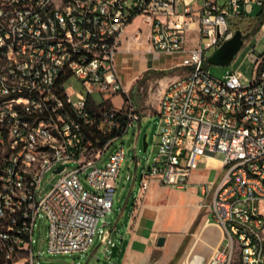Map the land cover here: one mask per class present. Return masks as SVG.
<instances>
[{
    "label": "built area",
    "instance_id": "2783aa9c",
    "mask_svg": "<svg viewBox=\"0 0 264 264\" xmlns=\"http://www.w3.org/2000/svg\"><path fill=\"white\" fill-rule=\"evenodd\" d=\"M254 4L262 8L260 41L264 0H0V264H35L40 216L48 254L91 247L100 218L113 210L125 152L103 156L141 121L130 104L104 106L124 93L115 55L124 38L143 35L151 52L182 55L189 72L160 95L157 152L141 173L139 197L153 180L183 188L203 158L222 153L221 175L203 185L224 233L208 264H264V55L249 53L256 72L245 85L236 72L215 78L206 67L209 52L235 33L229 19ZM137 16L145 33L127 34ZM49 171L62 176L42 195ZM101 244L110 250L108 233Z\"/></svg>",
    "mask_w": 264,
    "mask_h": 264
},
{
    "label": "crops",
    "instance_id": "0c3cea01",
    "mask_svg": "<svg viewBox=\"0 0 264 264\" xmlns=\"http://www.w3.org/2000/svg\"><path fill=\"white\" fill-rule=\"evenodd\" d=\"M144 44L146 41L142 38L138 42L124 38L115 55V67L125 97L133 93L149 71L163 73L165 86L160 95L169 82L189 72L181 64L182 55L151 52ZM150 52L152 57L147 58ZM159 110L158 105L155 114L158 122ZM213 171V180H216L222 173L221 159L203 158L183 188L153 180L141 197L138 194L140 178H135L120 209L121 217L108 223L110 229L106 232L111 240L116 232L113 241L119 248L117 264H208L224 239L222 229L212 221L210 200L203 193V185L211 181ZM161 237L164 243L159 246L157 242Z\"/></svg>",
    "mask_w": 264,
    "mask_h": 264
},
{
    "label": "rangeland",
    "instance_id": "374dc122",
    "mask_svg": "<svg viewBox=\"0 0 264 264\" xmlns=\"http://www.w3.org/2000/svg\"><path fill=\"white\" fill-rule=\"evenodd\" d=\"M262 19V8L254 4L252 11L240 18H230L229 26L231 31H241L244 36L243 46L236 54L233 61L225 66L222 65H209L207 69L211 76L215 78H222L227 71L236 72L242 84H247L254 76L256 69L253 63L248 59L250 52L255 51L256 54L264 55V38L260 41L255 39L254 31L258 27ZM138 28H141L143 34L146 27L142 24V18L137 16L127 28V34H132ZM144 38V35L142 36ZM196 44V33H187V45L192 47ZM136 45V44H134ZM146 44H144V47ZM143 49V48H142ZM212 51L209 52L212 53ZM152 53L148 54L147 58H151ZM116 59V56H115ZM163 73L159 71H149L143 75L133 93L123 98L124 93L116 94L111 97V102L114 108L118 109L121 106L124 108L131 103L132 108L141 116V121L133 124L128 128L122 136H120L109 147L103 156L105 161L109 155L120 146L123 147L125 152V160L122 163L119 178L117 181V189L114 196L113 210L106 213L100 218L98 229L93 238V243L86 253H72V254H53L50 255L46 251V233L47 224L45 219L40 216L37 219L36 225L33 229L32 236V250L34 253L35 264H117V258L109 259V248L101 244L102 233L109 231L108 223L116 222L121 217L120 209L123 207L125 198L127 197L129 186L133 180L139 179L140 175L150 160L157 152L156 147V133L158 129V116L157 113L160 91L165 84L162 82ZM80 90L77 82H72V87L69 91L74 96L76 91ZM97 102L101 99L94 97ZM129 102V103H128ZM153 114V115H151ZM146 135L147 149L143 150V136ZM222 153H216L215 159H222ZM61 174H54L52 171L47 172L42 180V195L46 194L60 179ZM81 178L83 185L88 189L87 183ZM211 180L215 178V171L211 173ZM121 224L119 223V226ZM116 232H113L112 239H115ZM110 239L111 243L114 241ZM111 245H109L110 247ZM40 253L39 256L37 255ZM38 256V257H37Z\"/></svg>",
    "mask_w": 264,
    "mask_h": 264
},
{
    "label": "water",
    "instance_id": "95a60500",
    "mask_svg": "<svg viewBox=\"0 0 264 264\" xmlns=\"http://www.w3.org/2000/svg\"><path fill=\"white\" fill-rule=\"evenodd\" d=\"M244 36L241 31H236L232 38L225 41L220 47L216 48L206 59L207 64L209 65H228L230 64L236 54L240 51L241 47L244 43ZM143 141V150L145 151L147 149V142H146V135L142 138ZM63 166H61L58 171L62 169ZM158 245L162 246L164 243V238L161 237L158 239ZM118 246L114 244L111 246L109 259L115 258L117 256L118 252Z\"/></svg>",
    "mask_w": 264,
    "mask_h": 264
},
{
    "label": "trees",
    "instance_id": "16d2710c",
    "mask_svg": "<svg viewBox=\"0 0 264 264\" xmlns=\"http://www.w3.org/2000/svg\"><path fill=\"white\" fill-rule=\"evenodd\" d=\"M262 16H263V15H262ZM257 28H258V27H257ZM257 28L255 29L254 34H255V32L257 31ZM123 98L126 100V97H125L124 94H123ZM104 106H106V107H112L111 102H106V103H104ZM122 125H123V124L121 123L120 127H121ZM117 133L119 134V133H120V130L117 131Z\"/></svg>",
    "mask_w": 264,
    "mask_h": 264
},
{
    "label": "bare ground",
    "instance_id": "6f19581e",
    "mask_svg": "<svg viewBox=\"0 0 264 264\" xmlns=\"http://www.w3.org/2000/svg\"><path fill=\"white\" fill-rule=\"evenodd\" d=\"M192 248V247H191ZM189 253V252H188ZM188 255V254H187ZM191 257V256H190ZM180 264H185V263H183V262H181ZM188 264H191V263H188Z\"/></svg>",
    "mask_w": 264,
    "mask_h": 264
}]
</instances>
